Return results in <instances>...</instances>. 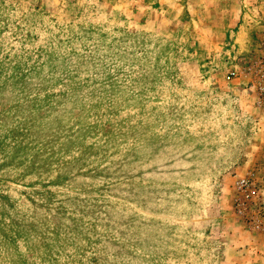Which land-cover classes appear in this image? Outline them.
Returning a JSON list of instances; mask_svg holds the SVG:
<instances>
[{
    "label": "rangeland",
    "instance_id": "rangeland-1",
    "mask_svg": "<svg viewBox=\"0 0 264 264\" xmlns=\"http://www.w3.org/2000/svg\"><path fill=\"white\" fill-rule=\"evenodd\" d=\"M262 80L264 0H0V264H264Z\"/></svg>",
    "mask_w": 264,
    "mask_h": 264
},
{
    "label": "built area",
    "instance_id": "built-area-1",
    "mask_svg": "<svg viewBox=\"0 0 264 264\" xmlns=\"http://www.w3.org/2000/svg\"><path fill=\"white\" fill-rule=\"evenodd\" d=\"M238 77V72L231 70L226 80L231 81ZM254 91L259 97L264 96V80L253 84ZM233 207L244 225L254 231L264 230V174L241 176L233 184Z\"/></svg>",
    "mask_w": 264,
    "mask_h": 264
}]
</instances>
